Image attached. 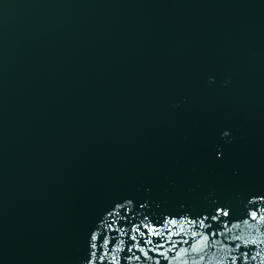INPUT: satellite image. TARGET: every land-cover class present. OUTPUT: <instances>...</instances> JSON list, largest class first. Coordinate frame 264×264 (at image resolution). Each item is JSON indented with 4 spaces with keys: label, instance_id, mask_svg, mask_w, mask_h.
I'll return each instance as SVG.
<instances>
[{
    "label": "water",
    "instance_id": "water-1",
    "mask_svg": "<svg viewBox=\"0 0 264 264\" xmlns=\"http://www.w3.org/2000/svg\"><path fill=\"white\" fill-rule=\"evenodd\" d=\"M0 264H264V0H0Z\"/></svg>",
    "mask_w": 264,
    "mask_h": 264
}]
</instances>
